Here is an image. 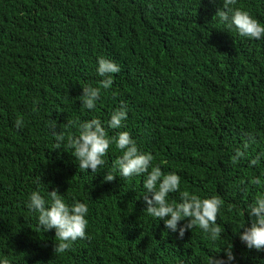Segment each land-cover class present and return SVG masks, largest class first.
Masks as SVG:
<instances>
[{
  "label": "trees",
  "instance_id": "16d2710c",
  "mask_svg": "<svg viewBox=\"0 0 264 264\" xmlns=\"http://www.w3.org/2000/svg\"><path fill=\"white\" fill-rule=\"evenodd\" d=\"M222 2L0 0V260L208 264L212 256L226 259L232 244L233 264H264V251L239 238L241 227L250 226L248 206L264 194V38L228 29L214 16ZM236 7L264 25V0H237ZM99 57L120 71L88 110L79 96L104 79ZM121 106L127 119L112 129L107 122ZM92 118L110 137L129 132L154 156L153 165L181 177L170 203L180 202L183 191L221 197V238L214 242L194 227L178 239L149 216L143 175L104 181L107 172L119 175L115 144L96 173L80 169L72 149H56L53 132L78 135V124ZM257 177L260 185L252 183ZM54 189L67 204L88 206L87 238L62 254L53 252L55 230L44 232L27 207L31 192L48 200Z\"/></svg>",
  "mask_w": 264,
  "mask_h": 264
},
{
  "label": "clouds",
  "instance_id": "9594fccd",
  "mask_svg": "<svg viewBox=\"0 0 264 264\" xmlns=\"http://www.w3.org/2000/svg\"><path fill=\"white\" fill-rule=\"evenodd\" d=\"M216 3V0H210ZM237 0H223L221 7L217 8L214 16L224 23L228 29H234L240 37L250 39L264 38V25L241 7H236ZM120 67L114 61L104 57L98 58L97 74L103 77L99 86L85 85L79 96L81 105L93 110L101 99L102 90H108L113 84L112 74L118 73ZM35 103V102H34ZM33 111H37L36 108ZM127 119L126 107L115 109L107 122L112 129L122 128L123 121ZM75 122L67 121L65 126H72ZM22 118H17L15 127L22 128ZM50 128L56 127V122H50ZM78 135H67L63 131L53 132L55 147L72 149V156L78 161V167L85 171L97 169L105 164L103 157L107 154L110 145L115 144L122 153L113 165L114 171L104 175V181L112 182L117 176L127 179L133 176H145L143 187L145 194L146 213L164 222L165 228L178 233V239H183L186 231L199 227L204 233L209 234L212 241L221 238L222 228L217 224V216L224 204L218 195L201 198L187 191L180 193V202H169L170 193L180 191L181 177L175 172L164 173L159 165H153L154 156L149 152L141 151L136 141L127 131H120L116 136L110 137L102 121L98 118L85 120L78 124ZM242 155L241 153L237 154ZM236 162V158H233ZM251 165L258 163V158L253 159ZM253 184L260 185L259 177L252 180ZM49 199L46 200L39 191L31 192L27 207L38 213V224L44 232L54 229L58 243L54 244L53 252L62 254L72 248L78 239H86L88 220V206L84 202L73 200L67 204L63 195L57 189L48 191ZM250 226H242L239 238L248 249L264 251V194L257 195L254 202L248 206L247 213ZM184 221L181 225L180 222ZM226 259L219 255L208 258V264H233L235 255L233 245L230 244L223 251ZM0 264H10L7 257L0 260Z\"/></svg>",
  "mask_w": 264,
  "mask_h": 264
}]
</instances>
